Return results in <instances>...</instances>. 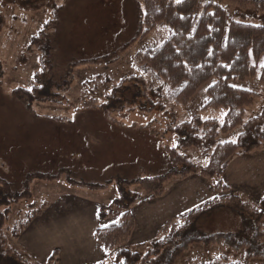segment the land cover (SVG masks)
<instances>
[{
    "label": "rangeland",
    "instance_id": "1",
    "mask_svg": "<svg viewBox=\"0 0 264 264\" xmlns=\"http://www.w3.org/2000/svg\"><path fill=\"white\" fill-rule=\"evenodd\" d=\"M202 1L220 4L235 20L264 23L263 16L256 15L252 8L241 9L219 0ZM56 3L61 9L56 22H53L54 14L49 9L25 11L0 0V18L4 21L0 30V62L3 68L0 80V177L8 180L14 190L21 191L29 174L39 172L61 176L60 181L53 182L52 186L50 183L34 182L32 198L13 208L5 229L11 247L29 264H50L49 259L55 250L58 251L51 264L118 263L119 249L146 254L153 242L162 239L172 225L181 222L184 214L220 196L222 193L215 190L218 182L228 188L226 194L236 195L259 207L264 196V153L261 154L264 146L251 154L236 157L220 179L203 177L197 172L200 177L217 180L215 195L204 204L180 201L181 211L175 214L180 217L166 222L173 199L172 196L163 201L159 199L165 197L168 191L170 194L174 192V196L183 192L192 197L188 193L192 191V183L189 186L180 182L193 174L183 180L172 179L160 198L132 207L135 227L127 243L118 249L108 250L98 242L96 230L117 222L121 215L120 210L112 206L113 201L109 202L113 192L117 193L116 189L103 194L86 190L78 192L65 182L66 179L71 177L79 182L105 183L164 174L170 169L171 161L163 147L174 146L175 136L167 132V113L111 114V119L124 125L120 127L103 113L81 107L91 99L104 103L114 85L138 74L136 54L159 46L168 31H153L143 37L115 65L70 69L69 65L74 60L106 56L128 42L138 29L137 5L139 3L144 9V0H56ZM44 29L52 47L53 70L50 78L58 85L66 81L67 86L61 92L64 105L35 103L33 110L36 117L13 92L16 88L31 89L36 85L35 75L41 69V55L30 43ZM262 65L263 61L257 65L256 77L234 83L256 94L253 105L246 109L244 121L259 115L264 106V83L259 77ZM145 78L149 88L160 89V102L174 114L177 124L189 122L197 116L223 124L227 114L225 108H206L207 89L214 81L201 87L187 105H181L165 98L162 84L152 76ZM107 79L110 84L105 82ZM45 117L71 122L58 123ZM241 132L239 127L230 133H220L218 141H235ZM184 155L199 170L209 162V157L197 148L186 150ZM254 185L256 187L252 188ZM91 194L104 199L90 201L86 195ZM31 204L34 205L30 207ZM61 206L64 210L69 208V211L65 213ZM39 209L41 212L37 213ZM103 211L108 214L105 222L99 218ZM28 213L34 219L28 222L20 238L14 239L12 229L24 221ZM239 226V217L225 208L209 213L199 222L205 233L234 232ZM221 257L233 262L242 261L240 254L229 249L194 244L177 264L212 262ZM248 264H264V261L253 259Z\"/></svg>",
    "mask_w": 264,
    "mask_h": 264
},
{
    "label": "trees",
    "instance_id": "2",
    "mask_svg": "<svg viewBox=\"0 0 264 264\" xmlns=\"http://www.w3.org/2000/svg\"><path fill=\"white\" fill-rule=\"evenodd\" d=\"M6 1L25 11L49 9L54 14L53 22H56L61 9L56 0ZM219 1L241 9L252 8L256 15L263 16L264 21V0ZM137 7L138 29L128 42L109 55L74 60L69 65L70 69L115 65L143 37L153 31H168L159 46L136 54L138 74L126 77L114 85L106 95L104 103L99 104L98 100L91 99L81 107L84 110L99 111L106 117L114 113H167V132L175 136L174 146L163 147L171 161L170 169L164 174L132 180L115 179L105 183L79 182L71 177L66 179L69 186L91 192H103L112 186L116 187L117 197L112 206L119 209L121 215L117 222L98 228L95 232L98 242L108 250L118 249L128 242L135 227L132 207L160 198L172 179L183 180L197 172L203 177L220 179L236 157L251 154L264 146V106L259 115L244 121L246 109L253 105L256 94L234 85L237 81L256 77V67L261 61L263 65L259 77L264 83V23L235 20L223 6L213 1L144 0V9L139 3ZM2 19L0 18V30L4 22ZM48 26L49 24L46 28ZM30 44L41 55V69L35 75L36 85L31 91L16 88L13 93L37 117L33 110L35 103H64L61 92L65 90L67 83L64 81V84L58 85L50 78L53 70L52 47L46 29L33 37ZM2 76L0 62V80ZM146 76H152L156 82L162 84L165 98L181 105H187L201 87L214 81L207 89L206 108H225L227 114L223 124H218L216 120H204L199 116L189 122L177 124L174 114L160 102V89L149 88ZM105 82L111 83L108 79ZM45 118L58 123L71 122L54 117ZM111 121L120 127L124 126L113 118ZM239 127L242 132L235 141H218L220 133H230ZM191 148L200 149L209 157V162L201 170L184 155ZM60 179L59 174L32 173L26 176L23 189L16 191L8 180L0 177V264H29L11 247L6 236V225L13 208L32 198L34 182L53 183ZM215 190L222 194L201 208L185 214L181 222L172 225L162 239L150 245L146 254L119 249L117 257L120 262L110 264H177L180 257L194 244L220 246L242 257L241 262L221 257L199 264H248L253 259L264 261V196L259 207H256L236 195L226 194L228 188L222 183L218 182ZM222 208L239 217V228L229 233L203 232L199 227L201 219ZM36 212L40 213L41 210ZM107 217L105 211L99 214L102 221ZM32 219L34 216L28 213L26 219L12 229L14 239L20 238ZM57 251L50 257V264L54 262ZM189 263L195 264L192 261Z\"/></svg>",
    "mask_w": 264,
    "mask_h": 264
},
{
    "label": "crops",
    "instance_id": "3",
    "mask_svg": "<svg viewBox=\"0 0 264 264\" xmlns=\"http://www.w3.org/2000/svg\"><path fill=\"white\" fill-rule=\"evenodd\" d=\"M263 153H264V150H262L261 154H263ZM216 181L217 180H214V179H206V178L200 177V174L196 173V174H193L192 176H190L188 179L180 182V183H188L187 185H189V183H192V191L191 190L188 191V193L191 194L192 197H190V195H188V194L186 196L183 192H178V193H181V194H178V196H179L178 197V196H174L173 195L174 192H172L170 194L169 191H168V194H166L165 197L159 199V201H163L164 199L166 200V199L170 198L171 196H172V199H173V201H172L173 204H172V207L170 209L171 211L170 210H169L170 212L167 211V214H166V217H167L166 222H171V220H173L174 218H179L180 217V216L175 215L179 211H181L180 201H182V202L190 201V202H193L194 204H201V205L204 204V202L209 201L215 195L214 184L216 183ZM52 185H54V183H50V186H52ZM43 187L46 188V186H43ZM255 187H256L255 185L252 186V188H255ZM112 188L116 189L115 186H112L107 191L95 192V193H102L103 194V193L108 192ZM47 189H50V188H47ZM73 189H75V188H73ZM75 190H77L78 192L84 191V190H81V189H75ZM116 191H117V189H116ZM113 193L114 194H113L112 198L109 199V202H112L117 197V193H115V192H113ZM176 193H177V190H176ZM86 197L90 201H94V202L100 201V200L102 201L104 199L102 196H94L93 194L86 195ZM176 197H178V198L175 199ZM33 205L34 204H31L30 206H33ZM62 206H61V209H62ZM68 207H70L69 203H68ZM71 208H72V206H71ZM58 209L59 208H57L55 210H58ZM62 211L67 213L69 211V208H66L65 210L62 209ZM81 214H83V212H81Z\"/></svg>",
    "mask_w": 264,
    "mask_h": 264
},
{
    "label": "snow or ice",
    "instance_id": "4",
    "mask_svg": "<svg viewBox=\"0 0 264 264\" xmlns=\"http://www.w3.org/2000/svg\"><path fill=\"white\" fill-rule=\"evenodd\" d=\"M29 91H31V89H29Z\"/></svg>",
    "mask_w": 264,
    "mask_h": 264
}]
</instances>
